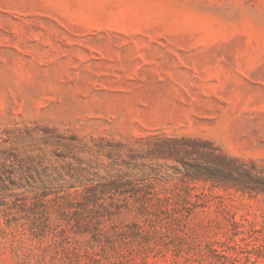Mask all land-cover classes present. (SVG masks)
Returning <instances> with one entry per match:
<instances>
[{"label":"rangeland","instance_id":"rangeland-1","mask_svg":"<svg viewBox=\"0 0 264 264\" xmlns=\"http://www.w3.org/2000/svg\"><path fill=\"white\" fill-rule=\"evenodd\" d=\"M0 264H264V0H0Z\"/></svg>","mask_w":264,"mask_h":264}]
</instances>
